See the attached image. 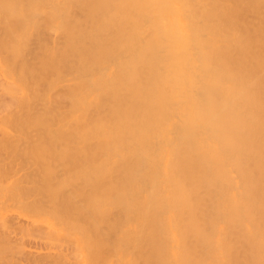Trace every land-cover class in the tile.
I'll return each mask as SVG.
<instances>
[{"label":"bare ground","instance_id":"obj_1","mask_svg":"<svg viewBox=\"0 0 264 264\" xmlns=\"http://www.w3.org/2000/svg\"><path fill=\"white\" fill-rule=\"evenodd\" d=\"M0 57L78 264H264V0H0Z\"/></svg>","mask_w":264,"mask_h":264},{"label":"rangeland","instance_id":"obj_2","mask_svg":"<svg viewBox=\"0 0 264 264\" xmlns=\"http://www.w3.org/2000/svg\"><path fill=\"white\" fill-rule=\"evenodd\" d=\"M34 38H33V37ZM31 37H29V39H28V41L30 42V43H28V41H27V43H26V46L28 45V48L26 47V52H25V54H24V60H25V62H26V60L28 61L27 63H29V61H32L33 59V55L36 53H38V51L39 50H37V49H40L41 48V38H38V36H37V39H35L36 38V34H34V35H32ZM52 37H47V39H48V41H50V39H51ZM31 39V40H30ZM53 40V39H52ZM57 40H59V39H57ZM32 42V43H31ZM38 44H39V46H38ZM31 46V47H30ZM30 50V51H29ZM37 50V51H36ZM35 51V52H34ZM1 58V57H0ZM26 58V59H25ZM29 58V59H28ZM2 59V58H1ZM1 65H0V67H2V65H4L3 63H0ZM14 65V64H13ZM18 64H16V66H17ZM11 66H12V64H11ZM10 66V67H11ZM15 66V65H14ZM13 66V67H14ZM14 67L15 69H17L18 70V66L17 67ZM12 68V67H11ZM11 68H10V70H11ZM16 70V71H17ZM0 71H2L3 72V68H0ZM15 70H11V72H14ZM15 71V72H16ZM2 72H0V74H1V76L5 79V81H4V83H3V78L0 76V78H2V79H0V85L1 86H4L5 84L7 85V82H8V84L9 83H11V81H12V79H11V77H9V76H5L4 75V72L2 73ZM10 80V81H9ZM3 84V85H2ZM11 85V84H10ZM5 87H8L9 89L11 88V87H9V85H7V86H5ZM1 89H0V106H1V108H0V122H2V119H5L4 117L6 116V114L8 113V112H11V111H14V109H15V107L17 106V105H15V104H17V102L18 101H16V99L14 98V97H12V96H9L10 94H9V90H7L6 92L9 94H7L6 92H4L3 93V89L4 88H2V87H0ZM7 88V89H8ZM6 90V89H5ZM2 91V92H1ZM5 93H6V95H5ZM2 97V98H1ZM4 98V99H3ZM9 99V100H8ZM13 100V101H12ZM3 102V103H2ZM16 102V103H15ZM2 103V104H1ZM10 103V104H9ZM9 104V105H8ZM9 106V107H8ZM10 108V109H9ZM8 111V112H7ZM5 112V113H4ZM2 115V116H1ZM3 115H4V117H3ZM1 125H4V122H2V124H0V145H1V137H2V132H3V130L4 129H7L8 131H10L11 132V134H12V132L14 131V128L13 127H7V128H3V126L1 127ZM13 128V129H12ZM2 130V131H1ZM15 132L16 131H14V134H15ZM10 136H12V135H10ZM14 136V135H13ZM0 149H1V146H0ZM3 151H1L0 150V180H1V183H0V186H1V188H0V215L2 216L0 219V264H65V262H66V264H68L69 263V261H70V263L69 264H74L75 263V261H76V263L78 264L79 263V261H81L80 260V258L78 257L79 256V254H80V251H79V249L77 250L78 252H76L77 253V256H75V254H74V251H76V247L78 248V246H76V244H75V241H73V240H71V238H70V235L69 236H67L68 234L66 233L67 231V229H65V233H66V236L64 235V233L63 234H58V231L60 232V233H62L64 230H62L64 227L63 226H65V225H63L62 223H61V221H59V220H57V218L56 217H54V213L52 212V209H53V207L51 206V205H47L45 202L46 201H44V200H46L45 198H47V197H45V195H46V193H45V195H44V197H40V196H43V193H42V191H41V189H39L40 190V193H39V190L37 189L39 186H37L38 184V182H36V179H37V177H36V179L34 180V178H33V180L30 182V180L29 179H31L32 178V174L34 175L36 172H38V171H36V172H33L32 171V167H34V165L32 166L31 164H33V163H31L30 164V160L27 162V164H26V162L24 163V161L22 160L21 161V159H23V158H17V159H15L14 157H13V155H12V157H11V154L9 153L10 152V150H8V151H5V152H3ZM9 153V155H8V153ZM10 156V157H9ZM25 156V155H24ZM23 156V157H24ZM8 158V160H7V158ZM26 157V156H25ZM25 161H27L26 159H25ZM16 162H18V163H16ZM5 163V164H4ZM10 164H12V165H10ZM26 164V165H25ZM31 166V168H30V166ZM14 166H16V168L14 169ZM18 166V167H17ZM11 167V168H10ZM13 167V168H12ZM19 168V169H18ZM21 168V169H20ZM11 169V170H10ZM35 169V168H34ZM59 169H60V171H59ZM59 169H57L58 171H56V175L57 176H61V173L59 174V172H61V168H59ZM14 170H16L15 172H14ZM11 171V172H10ZM8 172V173H7ZM10 172V173H9ZM2 173H3V175H7V177H5V176H3L2 177ZM5 173V174H4ZM7 173V174H6ZM29 173V174H28ZM27 174V175H26ZM41 174V173H40ZM17 175V176H16ZM24 175V176H23ZM30 177H29V176ZM38 175V174H37ZM25 176L27 177V179L25 178ZM35 176H36V174H35ZM39 177H41L42 178V176H39ZM9 178V179H8ZM6 179V180H5ZM17 179V180H16ZM19 179V180H18ZM39 179V178H38ZM14 180V181H13ZM16 180V181H15ZM40 180V179H39ZM18 181V182H17ZM21 181V182H20ZM12 182V183H11ZM14 182V183H13ZM16 182V183H15ZM35 182V183H34ZM41 182V181H40ZM10 183H11V185H10ZM33 183V184H32ZM12 184H14L13 186H12ZM17 184H19V185H17ZM32 184V185H31ZM35 184H36V186H35ZM41 183H39V185H40ZM17 185V186H16ZM22 185V186H21ZM19 186V187H18ZM34 186H35V188H34ZM5 187V188H4ZM16 187V189H14ZM35 189H33V188ZM12 188H13V190H12ZM18 188V189H17ZM24 188V189H23ZM2 189V190H1ZM3 189H4V191H3ZM12 190L11 192H10V190ZM6 190V191H5ZM21 191V192H19V191ZM1 191H3L2 193H1ZM16 191H17V193H16ZM25 191H27V192H25ZM36 191H38V192H36ZM13 192L15 193L14 194V196H13ZM18 192L19 193H21V194H18ZM7 194V196H6V194ZM12 193V194H11ZM25 193V194H24ZM27 193V194H26ZM39 193V194H38ZM3 194V195H2ZM11 196H10V195ZM17 194H18V196H17ZM24 194V195H23ZM42 194V195H41ZM25 195H26V197H25ZM48 195V194H47ZM9 196L11 197V200H9L10 198H9ZM20 196H22V197H20ZM15 197H18V198H15ZM20 198V200L22 201V200H24L25 202H23L22 201V203H21V201L20 200H18ZM23 198V199H22ZM27 198H30V199H27ZM42 198H44V199H42ZM49 198V197H48ZM47 198V199H48ZM17 199V201H15ZM27 199V200H26ZM15 202H14V201ZM33 202H32V201ZM43 200V201H42ZM50 200V199H49ZM19 201H20V204H19ZM30 201V202H29ZM38 201V202H37ZM40 201V202H39ZM42 201V202H41ZM16 202H18V203H16ZM45 204H44V203ZM14 203V204H13ZM15 203H16V205L17 204H19V205H23V203H24V205H25V207L24 206H20L19 208L18 207H16V205H15ZM26 203V204H25ZM28 203V204H27ZM30 203H33L34 204V206L35 205H37L38 203V205H37V207L40 205H42V203H43V207L45 206H49L48 208H50L49 210H50V212H49V210H48V212H47V214L46 215H43V214H45L46 213V211H47V209L48 208H45V209H42V207H40V209H38L39 210V212H41V211H43V213L41 212V214H39V217L37 216V214H38V211H37V208H36V212H34L35 210V208L33 209V212H31L32 210V208H33V204H30ZM36 203V204H35ZM57 203V202H56ZM31 205L32 206V208L30 209V206H27L26 207V205ZM48 204H49V202H48ZM19 205H17V206H19ZM58 206V205H57ZM29 207V208H28ZM52 207V208H51ZM22 208H26V210H24V209H22ZM27 208H28V211H27ZM22 209V210H21ZM29 210H31V211H29ZM54 210V209H53ZM28 212H29V215H28ZM51 212H52V214H51ZM37 213V214H36ZM31 214V215H30ZM35 214V215H34ZM50 216H49V215ZM34 215V216H33ZM40 215H41V217H43V216H46V218L44 217V220H49V221H51V222H53L54 221V219H55V221L56 222H58V225H57V223L54 221V223H51V225L54 227V228H56V230L57 231H51L50 230V228H48L49 226H51L50 225V223L49 222H45L44 220H39L37 223H35V225H34V223H32V219L36 216V217H38V218H41L40 217ZM53 215V216H52ZM33 216V217H32ZM5 225V229H3L4 227H3V224ZM31 223V224H30ZM42 223V224H41ZM44 223V224H43ZM45 224L48 226H45ZM61 224V225H60ZM62 226L61 228H59L58 226ZM32 226H33V228H32ZM42 226V227H41ZM7 227V228H6ZM35 227V228H34ZM46 229H45V228ZM57 227H58V229H57ZM38 228V229H37ZM42 228V229H41ZM49 229V230H48ZM33 230V231H32ZM36 230H37V232H36ZM45 232H44V231ZM32 231V232H31ZM36 233H35V232ZM40 231V232H39ZM46 233V234H45ZM49 235H48V234ZM53 234H55V235H53ZM46 237V238H45ZM53 237H55V239L56 240H54V238ZM57 237V238H56ZM69 239H68V238ZM49 238H53V239H49ZM62 238H64V239H62ZM62 239V240H61ZM64 240V241H63ZM50 241V242H49ZM53 241H54V243H53ZM56 241V242H55ZM70 241H72V242H70ZM58 242V243H57ZM62 242V243H61ZM65 242V243H64ZM68 242H69V246H68ZM61 243V244H60ZM67 243V244H66ZM74 243V244H73ZM52 244V245H51ZM55 244V245H54ZM71 244V245H70ZM3 245V246H2ZM58 245V246H57ZM65 245H66V247H65ZM76 246L75 247V249H74V247L73 246ZM64 246V247H63ZM4 247V248H3ZM58 247V248H57ZM71 247H73V248H71ZM59 248H61V249H59ZM62 248H63V250H62ZM67 248H69V249H67L68 251H66V249ZM62 250V251H61ZM64 251H65V253H64ZM63 252V253H62ZM72 253V254H71ZM67 256H65V255ZM65 257H64V256ZM75 256V257H74ZM79 258V259H78ZM75 259H77V260H75ZM63 260V261H62ZM65 261V262H64ZM68 261V262H67ZM75 263V264H76Z\"/></svg>","mask_w":264,"mask_h":264}]
</instances>
